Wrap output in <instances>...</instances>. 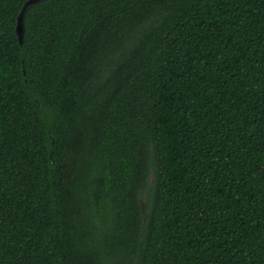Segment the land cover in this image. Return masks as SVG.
I'll use <instances>...</instances> for the list:
<instances>
[{
  "label": "trees",
  "instance_id": "16d2710c",
  "mask_svg": "<svg viewBox=\"0 0 264 264\" xmlns=\"http://www.w3.org/2000/svg\"><path fill=\"white\" fill-rule=\"evenodd\" d=\"M0 0V264H264V0Z\"/></svg>",
  "mask_w": 264,
  "mask_h": 264
},
{
  "label": "water",
  "instance_id": "95a60500",
  "mask_svg": "<svg viewBox=\"0 0 264 264\" xmlns=\"http://www.w3.org/2000/svg\"><path fill=\"white\" fill-rule=\"evenodd\" d=\"M40 1H42V0H28L24 4V6H23V8H22V10L20 12V14L18 15V22H17V27H16V34H17V36L19 38L20 43H23V41H24L25 17H26V14H27L28 10L34 4H36V3L40 2Z\"/></svg>",
  "mask_w": 264,
  "mask_h": 264
}]
</instances>
